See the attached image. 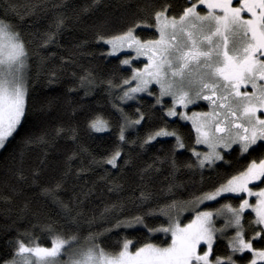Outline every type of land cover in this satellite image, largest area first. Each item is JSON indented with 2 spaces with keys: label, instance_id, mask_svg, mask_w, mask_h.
<instances>
[{
  "label": "snow or ice",
  "instance_id": "6c2138e0",
  "mask_svg": "<svg viewBox=\"0 0 264 264\" xmlns=\"http://www.w3.org/2000/svg\"><path fill=\"white\" fill-rule=\"evenodd\" d=\"M13 141L0 264H264V0H0Z\"/></svg>",
  "mask_w": 264,
  "mask_h": 264
},
{
  "label": "trees",
  "instance_id": "16d2710c",
  "mask_svg": "<svg viewBox=\"0 0 264 264\" xmlns=\"http://www.w3.org/2000/svg\"><path fill=\"white\" fill-rule=\"evenodd\" d=\"M113 60H115V57L112 58ZM45 91H47V89H45ZM40 95V90L37 89L36 92L33 93V96H38ZM100 99V97H90L89 98V102L91 104H95L96 101ZM131 103V102H130ZM132 109H129V111H131ZM183 123V122H181ZM30 125L26 124L24 129H21V135H23V132L29 127ZM187 128H190V124L187 125V127L184 129L185 131L187 130ZM18 139V138H17ZM15 145H16V141H13L12 143H10L7 147V149L5 151H3L2 153H0V155L2 156H8L9 153L15 148ZM8 222L7 221H4V220H0V228H3L5 227V225L7 224ZM128 238L129 239H137V238H141L143 239V235H142V232L141 231H136V230H131L129 231L128 233ZM115 239V237L113 238ZM164 239V236L163 234H157L156 237L153 238V241L152 242H155V243H159L160 241H162Z\"/></svg>",
  "mask_w": 264,
  "mask_h": 264
},
{
  "label": "rangeland",
  "instance_id": "374dc122",
  "mask_svg": "<svg viewBox=\"0 0 264 264\" xmlns=\"http://www.w3.org/2000/svg\"><path fill=\"white\" fill-rule=\"evenodd\" d=\"M194 110H197L198 111L199 109H194Z\"/></svg>",
  "mask_w": 264,
  "mask_h": 264
}]
</instances>
